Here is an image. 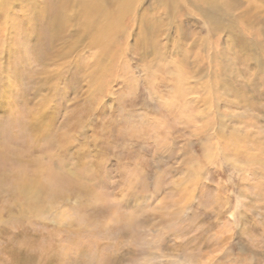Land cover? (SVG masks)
<instances>
[{
	"label": "rangeland",
	"instance_id": "obj_1",
	"mask_svg": "<svg viewBox=\"0 0 264 264\" xmlns=\"http://www.w3.org/2000/svg\"><path fill=\"white\" fill-rule=\"evenodd\" d=\"M154 3L43 60L0 0V264H264V0Z\"/></svg>",
	"mask_w": 264,
	"mask_h": 264
},
{
	"label": "bare ground",
	"instance_id": "obj_2",
	"mask_svg": "<svg viewBox=\"0 0 264 264\" xmlns=\"http://www.w3.org/2000/svg\"><path fill=\"white\" fill-rule=\"evenodd\" d=\"M12 7L19 0H4ZM24 4L20 7L19 19L30 24L27 35L35 37L40 31L39 44L43 46L37 56L47 60L51 56L57 41L65 38L78 37L83 33L90 39L91 44L102 52L107 51L116 41L119 22L126 13L127 6L142 0H20ZM156 6H162L164 14L174 16L183 21V11L186 0H157L152 8H144L138 14V19L144 24L147 12L155 13ZM17 14V13H16ZM38 19V21H37ZM130 22V20H129ZM153 25L146 21L151 30L158 32ZM120 30V29H119ZM82 33V34H81ZM81 34V35H80ZM119 36V35H118ZM35 44H37L35 42ZM38 45V44H37Z\"/></svg>",
	"mask_w": 264,
	"mask_h": 264
}]
</instances>
